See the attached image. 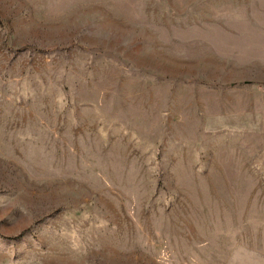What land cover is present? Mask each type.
<instances>
[{
    "label": "rangeland",
    "instance_id": "1",
    "mask_svg": "<svg viewBox=\"0 0 264 264\" xmlns=\"http://www.w3.org/2000/svg\"><path fill=\"white\" fill-rule=\"evenodd\" d=\"M0 264H264V0H0Z\"/></svg>",
    "mask_w": 264,
    "mask_h": 264
}]
</instances>
